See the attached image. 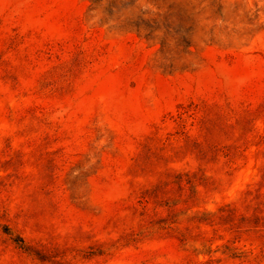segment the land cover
<instances>
[{
  "label": "rangeland",
  "instance_id": "1",
  "mask_svg": "<svg viewBox=\"0 0 264 264\" xmlns=\"http://www.w3.org/2000/svg\"><path fill=\"white\" fill-rule=\"evenodd\" d=\"M0 264H264V0H0Z\"/></svg>",
  "mask_w": 264,
  "mask_h": 264
}]
</instances>
